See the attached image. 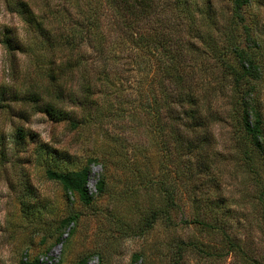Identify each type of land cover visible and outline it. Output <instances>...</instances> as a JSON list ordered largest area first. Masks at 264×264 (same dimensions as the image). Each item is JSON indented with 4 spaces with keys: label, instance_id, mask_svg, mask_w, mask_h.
Listing matches in <instances>:
<instances>
[{
    "label": "rangeland",
    "instance_id": "rangeland-1",
    "mask_svg": "<svg viewBox=\"0 0 264 264\" xmlns=\"http://www.w3.org/2000/svg\"><path fill=\"white\" fill-rule=\"evenodd\" d=\"M210 2L225 28L218 43L234 17L236 41L258 44L264 67V0L237 12L229 0ZM8 26L24 37L23 25L0 0V29ZM3 62L0 46V79ZM261 101L264 118V91ZM86 106L75 110L77 118L86 116L72 130L41 112L19 118L21 107L13 102L0 107V264H264L256 188L240 160L242 142L229 125L226 99L218 107L226 124L211 127V167L195 185L176 174H184L186 165L174 167L172 151L162 144L168 135L158 134L141 114L125 112L109 122L102 119L105 105ZM82 168L87 203L47 175ZM223 232L242 253L224 247Z\"/></svg>",
    "mask_w": 264,
    "mask_h": 264
},
{
    "label": "trees",
    "instance_id": "trees-1",
    "mask_svg": "<svg viewBox=\"0 0 264 264\" xmlns=\"http://www.w3.org/2000/svg\"><path fill=\"white\" fill-rule=\"evenodd\" d=\"M229 1L234 12L252 2ZM1 2L23 25L24 37L9 26L0 29L4 51L0 107L13 102L21 107L16 111L19 118L41 112L71 130L86 116L81 112L77 118L75 110L83 111L86 105L98 110L105 105L102 119L110 117L109 122L125 112L131 117L141 114L158 134L168 135L162 144L172 151L174 167L178 169L183 161L186 165L184 174H176L195 185L200 172L211 167L212 162H206L207 152L213 151L211 127L226 124L218 109L226 99L229 125L242 142L238 154L255 185L264 229L262 53L258 44L241 47L236 41L233 32L238 21L233 16L219 44L218 33L225 28L218 24L210 0L202 4L197 0ZM24 105L30 106V112ZM47 175L83 203L89 202L86 168L47 170ZM226 210L219 213L225 216ZM222 236L224 247L242 253L232 238L224 232Z\"/></svg>",
    "mask_w": 264,
    "mask_h": 264
}]
</instances>
